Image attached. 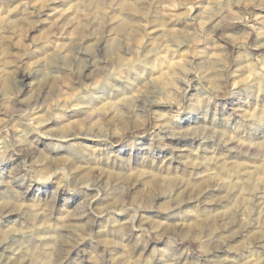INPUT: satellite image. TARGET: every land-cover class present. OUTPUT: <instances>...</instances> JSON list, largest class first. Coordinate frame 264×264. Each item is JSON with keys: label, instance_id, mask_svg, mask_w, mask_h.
I'll return each mask as SVG.
<instances>
[{"label": "clouds", "instance_id": "obj_1", "mask_svg": "<svg viewBox=\"0 0 264 264\" xmlns=\"http://www.w3.org/2000/svg\"><path fill=\"white\" fill-rule=\"evenodd\" d=\"M155 3L109 0L87 5L96 10L87 19L79 18L84 23L77 22L76 36L30 64L23 58L29 50L39 49L29 43L17 54L15 40L8 42L5 36L0 41L4 53L0 56V264H224L209 259L216 241L198 227L215 218L189 212L196 219L184 223L187 210L172 191L185 188L187 182L177 177L170 186L164 173L173 170L169 162L191 166L211 141L213 152L218 147L236 152L264 177V95L258 96L251 87L233 88L239 71L234 65L247 60L251 84L259 85L264 94V0H207L204 15L205 23H212L210 30L198 23L200 14L188 11L203 7L201 0H179L173 6L185 9L179 15L187 22L170 28L167 43L152 48L155 38L143 25L159 31L169 23L153 13ZM18 7L16 0H0L5 32L12 23L7 12ZM130 7L142 19L122 21L125 27L114 24L113 17ZM103 9L112 15H102ZM26 14L39 22L38 11ZM237 22L245 25L243 37L226 31ZM173 31L180 46L171 38ZM136 39L145 41L139 52ZM194 42L208 43L197 48ZM177 58L183 66L169 69V87L162 91L151 77ZM65 81L78 87L82 102L76 106L88 113L71 121L70 129L62 126L66 118L59 110L64 106L51 103L65 90ZM230 98L237 103L229 104ZM254 99L255 111L236 120L241 106ZM160 103L167 109L153 107ZM94 105L106 111L98 112ZM42 110L44 120L38 116ZM51 119L61 126L44 128ZM186 136L200 144L173 143ZM66 140L70 143H63ZM138 178L143 189L137 187ZM246 191L252 200L247 204L250 222L257 220L253 213H260V234L254 241L260 251L254 249L233 264L264 261V186ZM102 199L107 201L103 207L93 206ZM159 212L173 215H146ZM8 217L13 219L5 225ZM175 217L181 222H170ZM70 222L74 226L69 227ZM231 223H237L235 217ZM224 227L218 222L215 230ZM180 244L188 247L180 250ZM193 244L196 258L186 259Z\"/></svg>", "mask_w": 264, "mask_h": 264}, {"label": "rangeland", "instance_id": "obj_2", "mask_svg": "<svg viewBox=\"0 0 264 264\" xmlns=\"http://www.w3.org/2000/svg\"><path fill=\"white\" fill-rule=\"evenodd\" d=\"M106 2H109V0H16V3L19 5V7L15 8V10L7 12L8 20L12 22L7 32L4 31V16L0 15V41H4L5 36L9 38L8 42L15 40L16 45L13 51L17 54L24 50V45L29 43L32 44V49H39L40 52L29 50V54L23 58L24 62L30 64L34 59L38 58L39 55L43 54L44 52L54 51L57 47L63 44H67L76 36L74 28L76 27L77 22L81 24L84 23V21H81L79 18L83 16L85 17V19H87L89 12L96 10L86 7L87 5H98L100 3ZM122 2L128 3L129 5H134L136 0H122ZM177 3H179V0H156V3L153 5V13L158 15V17L161 19L168 20L169 23L167 27L161 26L159 28V31H154L153 26L151 25H143V28L148 30L155 38L152 40V43L150 45L152 48L158 47L161 41L167 43V40L169 39L168 30L170 28H180L187 22V17L179 15V13L185 11V9H180L173 6ZM201 3L204 5L203 7L188 9V11H191L192 16L200 14L201 19L198 23L202 24L206 30H210L212 28V23H205L204 15L208 12L207 0H201ZM73 5H77L79 7L73 8ZM37 11L39 12V22L34 23L33 20L37 18L33 17L32 19H29L26 13ZM255 11L257 14L261 12L260 9H256ZM127 12H125L122 16H114L113 23L115 22L114 24L123 26L125 24H122V21H126L127 23L130 20H133V22H139L142 19V17L135 14L136 10L134 12ZM101 14L105 16H111L112 11L109 9H103L101 10ZM74 17H76V20L73 19ZM134 17L138 18L134 19ZM226 31L232 35L239 33L238 36L240 35V37H243L247 30L243 23L237 22L229 25ZM171 38L175 41L177 46H180L182 44V41L175 35L174 31L171 33ZM252 39H255V37H251L248 42L251 43ZM144 43L145 41L143 39L135 40V48L138 52L143 49ZM207 43L208 42L201 44L194 42L195 47L197 48H203ZM165 50H167V48ZM181 50L183 51V48H181ZM210 53V56L214 55V53ZM3 54V51L0 50V56H2ZM243 64L245 65L243 66ZM177 65L182 67L183 60L177 58L176 60L169 61L168 69L156 72L155 75L151 77L154 86L160 88L162 91L166 90L169 87V83L171 80V72L169 71V69H174ZM234 68H238L239 71L237 72V76L235 78L236 82L234 83L233 88L246 89L251 87L255 89L258 96L264 95L260 92L259 85L251 84V80L253 78L252 70L251 65L247 60H244L243 62L238 61L234 65ZM0 76H2V73H0ZM245 81H247V83H245ZM0 85H2V81H0ZM64 89V91H62L59 95H56L52 99L51 103L53 106H55L57 103L64 106L59 110L61 115L66 118L62 126L66 129H70L71 121L81 119L88 113H85L82 108L76 106L82 102L81 97L77 95L79 91L78 87L67 81L64 83ZM95 91H99V89H96ZM228 102L229 104H234L237 103V99L230 98ZM93 107H96L98 112L106 111V108H101L95 105ZM153 107L165 110L167 109V105L164 103L154 105ZM255 107V99L253 100L251 105L243 104L239 109V113L238 115H236L235 119H244L246 115H249L255 111ZM43 112L44 110H42L41 113L38 114L40 120L45 119ZM53 125H56L58 127L61 126L60 124H58L56 119H51L45 122L43 124V127L51 130ZM87 142L99 143V141L95 140H88ZM63 143H70V141L66 140L63 141ZM173 143L183 147H187L192 144L199 145L200 141L193 140L192 137L186 136L177 138L175 141H173ZM212 147V142L207 141L201 152L199 153V160H192L191 166L179 162H169L172 163L173 170L169 171V177L166 176V173H164V176L168 177L167 179H172L174 184L177 182V180L175 179L177 177L180 181L187 182L186 187L183 189L173 188L172 195L180 199L182 201L181 208L187 210L185 213L187 219L183 220V222L188 224H191L193 220L196 219L195 215H188L189 212L196 213L198 209L199 212L206 209H216L215 212H220L224 210L225 205L229 208L230 205L227 204H229V202H232L228 197L230 193L228 185L234 184L236 188L240 187L239 189H237L238 193L234 191L237 195H241L240 197L243 199L242 201L235 203L238 212L236 214L237 225L235 224L233 227H229L227 229V231L223 234V236H226L225 239L212 237L213 240L216 241V244L220 246V248H216L215 251L209 253L210 260L223 261L224 264H233V262L236 261L237 258H241L239 255L245 253L246 250L242 246H246L249 244L256 245L254 241L260 234V229L258 227L260 223V213H253V215L257 217V220L255 223L250 222L247 204L249 202H252L250 197L251 195L247 194L248 191H246V189L242 190V188H244V186L249 188L250 186L257 188L262 187L264 186V177L253 172L252 168L248 166L251 162H248L247 158L240 156L236 152L229 153L227 152V149L223 147H218L216 148L215 152H213ZM162 154L166 155L167 153L164 152ZM237 166H240L241 168L243 167L239 173H235V171L232 169ZM185 169L186 171H184ZM234 175H236V177ZM248 181H251V183L246 184V182ZM203 186L205 187V189H203L202 193L207 190L206 194L204 195L202 193H198V190L202 189ZM137 187H140L141 189H143L144 187L139 183V178L137 179ZM133 190H135V188ZM207 195L208 197L205 198V196ZM163 200L164 197H160V201ZM246 201H248L247 204ZM106 203L107 201L102 199L95 201L93 206L103 207ZM177 211H179V209H177ZM146 215L171 217L173 214L170 212H159L147 213ZM10 219L13 218H4L5 225H7V221ZM99 219L104 218L100 217ZM119 219H127V217H119ZM170 222L179 223L181 222V220L179 217H175ZM72 226H74V222L69 223V227ZM152 243L162 245L166 242L153 241ZM83 246L84 245H81V247ZM177 247L180 250H183L188 247V245L180 244L177 245ZM192 249V252L186 254V259L192 260L196 258L197 253L195 244L192 245ZM258 263L264 264V261H259Z\"/></svg>", "mask_w": 264, "mask_h": 264}, {"label": "bare ground", "instance_id": "obj_3", "mask_svg": "<svg viewBox=\"0 0 264 264\" xmlns=\"http://www.w3.org/2000/svg\"><path fill=\"white\" fill-rule=\"evenodd\" d=\"M136 9H134V8H132V7H130L129 8V12H134ZM128 13V12H127ZM136 14V13H135ZM129 15H131V14H129ZM126 17V16H125ZM129 18V17H128ZM136 17H134V19H135ZM138 18V17H137ZM136 18V19H137ZM127 19V18H126ZM133 19V18H132ZM119 22V21H118ZM115 23V22H114ZM128 23H134L133 22V20H130V21H128ZM126 25H123V26H121V27H125ZM235 33V32H234ZM239 34V33H238ZM238 34H233L234 36H237V37H240V35L238 36ZM232 35V34H231ZM210 54H212V53H210ZM240 62V61H239ZM243 62V61H242ZM245 64H243V66H244ZM236 67V66H235ZM238 68H240V67H238ZM237 68V69H238ZM65 82H67V81H65ZM64 82V83H65ZM234 85V84H233ZM56 96V95H55ZM54 96V97H55ZM72 98V97H71ZM234 165V164H233ZM243 168V167H242ZM242 168L240 167V166H237V167H234V168H232L234 171H235V173H239L241 170H242ZM245 168V167H244ZM229 170H231V169H229ZM245 170V169H244ZM247 170V169H246ZM186 173V172H185ZM183 174V173H182ZM169 175H170V172H166V176H168L169 177ZM235 177H236V175H234ZM253 176V175H252ZM168 177H166V180H167V183L171 186V185H174V183H173V180L172 179H167ZM242 177V176H241ZM210 178V177H209ZM239 178H240V176H239ZM173 179H174V177H173ZM176 179V178H175ZM246 179V178H245ZM207 180V179H206ZM250 180V179H249ZM256 180H258V179H256ZM229 187V188H228ZM228 189H229V195H228V197L231 199V202L233 203H230L229 202V204H227V205H230V207L228 208L226 205H225V207H224V210L223 211H220V212H215L216 211V209H212V210H208V209H206V210H202V211H200L201 213H205L206 215H208V216H212V217H214L215 219H213V220H209L206 224H204V225H200V226H198V227H202L203 229H204V231H205V233L207 234V235H209V236H211V237H219V238H223V239H225L226 238V236H223V234L227 231V229L229 228V227H233L235 224H232L231 223V221L233 220V218L235 217V219H236V214L238 213L237 212V207H236V202H239V201H242L243 199L239 196V195H237L234 191H238L237 189H239V188H236L235 187V185L234 184H230V185H228ZM251 187V186H250ZM249 188V187H248ZM203 189H205V187L203 186V188L202 189H199L198 190V193H202V191H203ZM209 189V188H208ZM223 189V188H222ZM226 189V188H225ZM246 189V186H244V188H242V190H245ZM193 192V191H192ZM206 192H207V190L204 192V193H202L203 195L204 194H206ZM246 192V191H245ZM238 193V192H237ZM242 193V192H241ZM247 194H249L250 195V193H248L247 192ZM248 195V196H249ZM206 197H208V195L207 196H205V198ZM247 197V196H246ZM245 197V198H246ZM251 197V196H250ZM247 200V199H246ZM252 201V200H251ZM210 202V201H209ZM247 202L248 201H246V204H247ZM225 204V203H224ZM241 204V203H240ZM220 205V204H219ZM217 206H218V203H217ZM221 207V206H220ZM243 207V206H242ZM199 210V209H198ZM196 211V213L197 214H200V212L199 211ZM218 211V210H217ZM245 212V211H244ZM202 219H203V217H202ZM195 220V219H194ZM193 220V221H194ZM218 222H222L224 225H225V227L221 230V231H216L215 229L217 228V223ZM243 223V222H242ZM237 225V224H236ZM241 225V224H240ZM230 230V229H229ZM231 231V230H230ZM217 245V244H216ZM246 251H245V253H243V254H241V255H239L241 258H248L249 257V254L251 253V252H253V250L255 249V251L257 252V253H259V251H260V249H258L257 248V246L256 245H252V247L251 248H249V245H246V246H242ZM216 248L218 249V248H220V246L219 245H217L216 246ZM240 254V253H239ZM259 261H261V260H257L256 262H255V264H259L258 262ZM261 264V263H260Z\"/></svg>", "mask_w": 264, "mask_h": 264}]
</instances>
